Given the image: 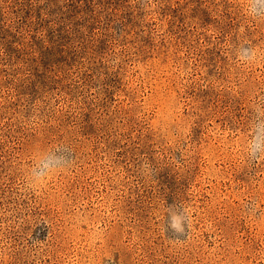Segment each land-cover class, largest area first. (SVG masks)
I'll list each match as a JSON object with an SVG mask.
<instances>
[{"label": "rangeland", "instance_id": "obj_1", "mask_svg": "<svg viewBox=\"0 0 264 264\" xmlns=\"http://www.w3.org/2000/svg\"><path fill=\"white\" fill-rule=\"evenodd\" d=\"M245 3L0 0V264H264V158L243 151L264 18ZM57 146L68 164L29 187Z\"/></svg>", "mask_w": 264, "mask_h": 264}, {"label": "clouds", "instance_id": "obj_2", "mask_svg": "<svg viewBox=\"0 0 264 264\" xmlns=\"http://www.w3.org/2000/svg\"><path fill=\"white\" fill-rule=\"evenodd\" d=\"M245 15L252 18H264V0H246L243 7ZM237 59L242 64L254 62L258 53L250 46L241 44L236 49ZM256 115L249 122L247 139L243 151L249 158H264V111L254 110ZM67 149L57 146L54 150H37L34 153L35 166L25 175V183L31 188L43 186L46 180L68 164ZM188 211L179 205L170 206L167 211L165 231L171 230L177 237L184 235L188 224Z\"/></svg>", "mask_w": 264, "mask_h": 264}]
</instances>
